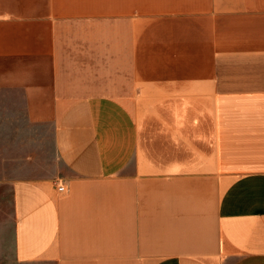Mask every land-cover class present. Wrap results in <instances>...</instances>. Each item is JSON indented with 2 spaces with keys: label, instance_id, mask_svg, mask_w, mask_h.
<instances>
[{
  "label": "crops",
  "instance_id": "1",
  "mask_svg": "<svg viewBox=\"0 0 264 264\" xmlns=\"http://www.w3.org/2000/svg\"><path fill=\"white\" fill-rule=\"evenodd\" d=\"M60 164L19 264H264V0H0V170Z\"/></svg>",
  "mask_w": 264,
  "mask_h": 264
},
{
  "label": "rangeland",
  "instance_id": "2",
  "mask_svg": "<svg viewBox=\"0 0 264 264\" xmlns=\"http://www.w3.org/2000/svg\"><path fill=\"white\" fill-rule=\"evenodd\" d=\"M4 167V166H0ZM66 172L64 166L54 165L45 172L11 173L0 170V264H19L13 254V203L11 181L16 175L61 176Z\"/></svg>",
  "mask_w": 264,
  "mask_h": 264
},
{
  "label": "built area",
  "instance_id": "3",
  "mask_svg": "<svg viewBox=\"0 0 264 264\" xmlns=\"http://www.w3.org/2000/svg\"><path fill=\"white\" fill-rule=\"evenodd\" d=\"M59 190L63 192L66 190V188L63 184H61V185H59Z\"/></svg>",
  "mask_w": 264,
  "mask_h": 264
}]
</instances>
